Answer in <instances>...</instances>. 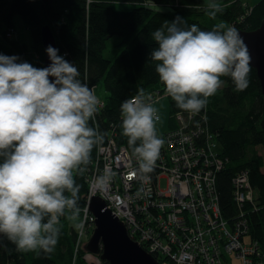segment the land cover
Listing matches in <instances>:
<instances>
[{
	"label": "clouds",
	"instance_id": "clouds-1",
	"mask_svg": "<svg viewBox=\"0 0 264 264\" xmlns=\"http://www.w3.org/2000/svg\"><path fill=\"white\" fill-rule=\"evenodd\" d=\"M207 9L212 19L223 11L216 0ZM152 39L158 45L150 53L155 71L181 110L198 114L221 88V77H230L237 91L249 86L251 56L234 26L220 22L202 30L177 16ZM45 51L50 64L44 68L0 54V234L25 253L53 252L61 217L82 229L74 175L87 171L94 146L104 139L89 123L103 107L94 86L78 79V68L58 49ZM120 112L138 165L132 173L146 184L165 143L157 131L159 109L141 89L121 102ZM114 176L106 168L93 178V188L106 190Z\"/></svg>",
	"mask_w": 264,
	"mask_h": 264
},
{
	"label": "trees",
	"instance_id": "trees-1",
	"mask_svg": "<svg viewBox=\"0 0 264 264\" xmlns=\"http://www.w3.org/2000/svg\"><path fill=\"white\" fill-rule=\"evenodd\" d=\"M200 0H0V54L17 56V62L33 61L34 54L40 62L34 67L42 68L44 49L41 43V27L49 25L55 38L58 55L74 64L82 82L92 88L102 81L108 95L90 126H98L106 142L112 130L116 143L125 145L130 151L127 137L121 127L120 104L135 96L139 90L145 94L165 87L155 71L158 63L150 53L158 45L152 33L165 21L177 16L188 25L197 24L202 30H211L216 23L224 22L237 30H253L264 18V0H259L250 9L242 1L234 0L221 7L215 19L207 15V6L197 9ZM114 3L132 4L130 9H114ZM245 10L247 12H245ZM19 16L29 29V44L14 37V17ZM241 18V19H239ZM232 23V24H231ZM119 36L113 50L114 56H104L106 40ZM130 45L129 47L127 45ZM249 86L237 91L230 77H221L225 86L208 98L207 115L209 127L217 132L222 154L228 158L222 169L215 174V188L223 216L232 220L237 214V205L232 196V177L242 169L248 170L249 182L255 188L256 210L245 204V217L249 226V237L264 249V96L261 94L255 69L251 67ZM169 112L184 111L168 97ZM203 110V109H202ZM201 110V111H202ZM173 123L170 122L169 127ZM138 144V142H137ZM261 147L258 154L256 147ZM97 146L92 150L91 160L96 158ZM2 162V160H0ZM91 168V164L88 165ZM87 171L74 179L81 186L78 206H84L87 190ZM82 212L80 211V214ZM80 217V215H79ZM80 223V220L77 221ZM58 243L51 253L37 251L8 253L0 241V264H72L74 243L79 228L74 222L61 217ZM83 250L75 264H85ZM161 261L160 258H158ZM97 264H108L98 260Z\"/></svg>",
	"mask_w": 264,
	"mask_h": 264
},
{
	"label": "built area",
	"instance_id": "built-area-1",
	"mask_svg": "<svg viewBox=\"0 0 264 264\" xmlns=\"http://www.w3.org/2000/svg\"><path fill=\"white\" fill-rule=\"evenodd\" d=\"M146 95L153 102L169 97L165 88ZM100 101L104 106V100ZM206 110L195 115L175 111L173 126L157 130L165 143L146 184L132 173L138 167L132 152L116 143L112 130L108 132L106 142L97 145L85 177L83 227L77 232L74 255L82 247L83 236L94 228L88 204L91 197L99 196L125 225L129 237L160 258V264H227L225 254L237 258L239 264H264V249L250 239L245 217V204L257 209L248 170L237 171L231 180L235 217L228 221L220 210L215 174L228 158L215 140L217 132L209 127ZM106 168L115 176L106 190H95L92 180Z\"/></svg>",
	"mask_w": 264,
	"mask_h": 264
},
{
	"label": "water",
	"instance_id": "water-1",
	"mask_svg": "<svg viewBox=\"0 0 264 264\" xmlns=\"http://www.w3.org/2000/svg\"><path fill=\"white\" fill-rule=\"evenodd\" d=\"M40 29L44 68L50 64L45 49L48 46L57 47L50 26L45 24ZM238 31L248 46L251 67L255 69L264 96V18L257 28ZM88 209L94 216V228L84 246L88 253L97 255L108 264H160L154 255L129 237L125 225L111 213L101 197H91Z\"/></svg>",
	"mask_w": 264,
	"mask_h": 264
},
{
	"label": "rangeland",
	"instance_id": "rangeland-1",
	"mask_svg": "<svg viewBox=\"0 0 264 264\" xmlns=\"http://www.w3.org/2000/svg\"><path fill=\"white\" fill-rule=\"evenodd\" d=\"M233 1L234 0H216V2L220 5V7H223L224 5H229ZM240 1H242L241 3H242V5L245 8H247V9L251 8V5H249L247 2H245L246 0L245 1L240 0ZM209 2H210V0H200L198 2L199 5H197V9H203L204 7H206L209 4ZM131 6H132V4H125V3H114L113 4V8L114 9H121V10L130 9ZM245 12H247V11L245 10ZM239 19H241V18H239ZM14 26H15L14 37L16 39L21 40L22 42H25V43L29 44L30 41H31L30 31L23 24V22H22V20L20 19L19 16H15L14 17ZM230 26H232V25H230ZM119 40H120L119 36H113V37L109 38L108 40H106L107 47L109 48L110 51H107V50L104 49L102 51L103 55L107 56V57L114 56V54H113L114 51L113 50L117 51V50H119L121 48L120 46L114 47L115 46V42H117ZM127 46L129 47L130 45L128 44ZM34 58L35 59L33 61H29L28 62L32 66H34V65H36V64H38L40 62V60H38L39 56L37 54H34ZM42 62H43V59H42ZM41 67L43 68V66H41ZM223 86H225V82L224 81H223V84H222L221 88H223ZM93 89L95 91V94L97 95V97L100 100H105L106 99L108 93L105 90V87H104V84H103L102 81L97 82L94 85ZM154 106L159 109V114L161 115V121L157 124V130H159V131L165 130L166 128L169 127L170 122H171V113L169 112L168 97L167 96L161 97L160 99L154 101ZM255 149H256L255 151L258 154H260V155L262 154V150H261L260 146L259 147L257 146ZM262 170L264 171V166L262 167ZM162 184H164V180H162ZM82 219H83V217H82V213H81L80 217H79L80 222L82 221ZM83 235H84V233H83ZM90 235H91V232L88 233V234H85L83 236V243L80 245L82 247L78 250L76 255H74V253H73L72 264H75L76 258L78 257V255H79L81 250H83L82 258L85 260V264H97V263H95L97 261V258H96L97 255L88 253L85 250V248H84V246H85L87 240L89 239ZM0 241L2 242L4 249L8 253H13V252L17 251L16 246L12 242H10L7 239V237H5L3 234H0ZM29 253H30V255L33 256L36 252H29ZM225 262L227 264H239L240 263V261L237 258L229 256L227 254H225Z\"/></svg>",
	"mask_w": 264,
	"mask_h": 264
},
{
	"label": "bare ground",
	"instance_id": "bare-ground-1",
	"mask_svg": "<svg viewBox=\"0 0 264 264\" xmlns=\"http://www.w3.org/2000/svg\"><path fill=\"white\" fill-rule=\"evenodd\" d=\"M215 140H216V142H217L218 144L220 143V142H219V137H218V136L215 137ZM249 186H250V188H251L253 191H255V193H256L255 188H253V187L251 186L250 182H249ZM119 209H120L121 211H123V209H122L121 207H119Z\"/></svg>",
	"mask_w": 264,
	"mask_h": 264
},
{
	"label": "crops",
	"instance_id": "crops-1",
	"mask_svg": "<svg viewBox=\"0 0 264 264\" xmlns=\"http://www.w3.org/2000/svg\"><path fill=\"white\" fill-rule=\"evenodd\" d=\"M243 1H245V0H243ZM259 0H246L245 2H247L249 5H254V4H256L257 2H258Z\"/></svg>",
	"mask_w": 264,
	"mask_h": 264
},
{
	"label": "flooded vegetation",
	"instance_id": "flooded-vegetation-1",
	"mask_svg": "<svg viewBox=\"0 0 264 264\" xmlns=\"http://www.w3.org/2000/svg\"><path fill=\"white\" fill-rule=\"evenodd\" d=\"M98 258V257H97ZM98 260H100L99 258H98Z\"/></svg>",
	"mask_w": 264,
	"mask_h": 264
}]
</instances>
